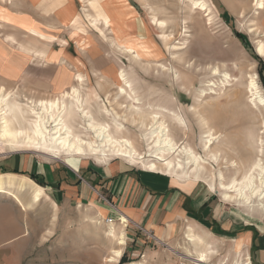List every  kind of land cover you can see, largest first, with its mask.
<instances>
[{"label": "rangeland", "instance_id": "rangeland-1", "mask_svg": "<svg viewBox=\"0 0 264 264\" xmlns=\"http://www.w3.org/2000/svg\"><path fill=\"white\" fill-rule=\"evenodd\" d=\"M121 1L90 0L86 7L82 6L80 9L82 16L77 17L76 26L82 27L85 24L83 22L86 21V15L90 19L86 27L101 41L102 53H106L111 58L109 61L117 64L116 69L110 72V81L103 76L106 72H95L100 74L95 78L96 82L89 87L81 85V94L91 102L92 112L95 110L93 113L99 121L107 119L99 110L101 103H105L112 114L115 111L118 115L117 122L124 126L125 136L144 155L150 153V144L145 137L149 130L142 127L143 120L137 113L122 106L128 102L118 93V71L125 69L128 72L141 98V103L137 106L146 110L147 114L158 111L160 107L182 113L188 126L186 131L166 117L172 135L179 146H189L207 160L202 177L206 181L213 177L216 180V190H211L204 180L197 182L218 200L220 207L215 217L205 216L199 220L203 228L192 227L193 233L202 242L194 244L187 240L190 226L175 241L167 244L146 237L145 243L139 248L142 252L135 255V258H127L126 262H121L123 256L118 261L109 262L108 258L114 255L111 250L102 264H130L134 260L140 262L137 264H199L194 259H197L199 251L203 249L208 251L207 264H235L247 255H250L254 264H264V248H261L264 243L259 242L260 239L264 240V210L257 208L253 213V209L226 202L219 186L220 172L224 173L226 183L236 175L231 168L226 167L230 162L225 159L241 162V159L254 156L255 152L250 146L255 145V137H264V107L259 110L252 105L247 89L250 76L254 74L264 93V57L257 51L259 42H264V9L257 8L256 0H207L212 10L208 14L207 10L195 9L186 0H126L136 13L126 16L125 11L122 19L114 12L124 9ZM109 8L114 11L109 12ZM210 16H213L212 21L209 20ZM154 17L159 21L164 20V28L159 21H153ZM130 49L135 52L131 53ZM137 53L140 55L138 58L134 57ZM161 64L168 70H164ZM216 68L218 72H215ZM226 73L229 74V81L225 79ZM100 80H103L102 83ZM2 88L15 94L16 99L23 103L28 100L36 101L18 87L0 86V92ZM201 116L208 124L201 122ZM145 121L149 124L151 119L147 116ZM209 132L218 137V140L208 152L204 148V141ZM4 147L0 151V173L5 172V158L18 150L26 153L35 151L44 162H68L66 157L57 160L29 148ZM219 149L223 152L218 163L212 158V154L219 153ZM112 158L120 159L115 155L110 157ZM148 158L146 156L145 159ZM74 159L102 164L93 157ZM132 165L144 172L140 164ZM153 173L169 181L162 173ZM103 199L107 200L105 196ZM206 207L207 204H204L205 209ZM222 207L229 209L227 213L234 225L240 226L239 229L245 225V229L251 231V237L238 236L239 229L226 231L221 228L224 224Z\"/></svg>", "mask_w": 264, "mask_h": 264}, {"label": "crops", "instance_id": "crops-1", "mask_svg": "<svg viewBox=\"0 0 264 264\" xmlns=\"http://www.w3.org/2000/svg\"><path fill=\"white\" fill-rule=\"evenodd\" d=\"M88 1L0 0V86L18 87L39 100L81 82L89 87L99 72H106L103 76L110 81L117 64L102 53L101 41L87 29L86 8L85 24H75ZM3 170L16 174L17 183L23 177L29 180L20 188L17 183L8 186L11 194L0 193V264H102L108 252L119 247L120 257L135 258L146 237L162 244L175 241L190 226L203 228L199 220L215 217L220 207L198 182L188 190L121 158L97 165L76 159L51 163L35 151L18 150L5 158ZM37 186L43 189L40 197ZM221 209V228L238 230L229 209ZM123 216L127 223L120 222ZM107 218L114 224L106 223ZM111 228L124 232V245L108 234ZM245 228L238 236L251 237Z\"/></svg>", "mask_w": 264, "mask_h": 264}, {"label": "bare ground", "instance_id": "bare-ground-1", "mask_svg": "<svg viewBox=\"0 0 264 264\" xmlns=\"http://www.w3.org/2000/svg\"><path fill=\"white\" fill-rule=\"evenodd\" d=\"M186 1L190 2L195 9H205L209 12L208 14L212 13L207 0ZM121 2H123L121 6L124 9L114 11L109 8V12L110 10L114 11L122 19L124 18L125 11L127 12L125 13L126 16L136 13L126 0H122ZM256 5L257 8L263 10L264 0H256ZM212 19L213 16H210L209 20L212 21ZM153 21L157 22L159 20L154 17ZM159 22L161 26H165L164 20ZM129 51L131 53L135 52L132 49ZM257 51L264 57V42H259ZM139 56V53H137L134 57L138 58ZM160 66L164 70H168L164 65L161 64ZM214 70L218 72V68ZM228 77L229 74L226 73L225 79L227 81H229ZM80 80L82 81L81 76ZM117 81L118 93L128 102L127 105L122 106L133 113H137L143 120L142 127H146V130H149L145 134L150 144V153L148 155L140 153L135 143L125 136L124 126L116 120L117 113L114 111V114H112L108 106L105 103H101L100 98L98 99L101 103L99 110L107 119L99 121L95 117L93 113L95 110L92 112L91 102L89 103L81 94L83 93L80 90L81 85H83L82 82L78 86H73L69 91L59 93L52 98L36 101L28 100L26 103L17 100L14 96L15 94L6 92L7 90L5 91L2 88L0 92V151L5 148L4 146L11 149L29 148L41 151L56 159L66 157L68 162L74 159V157H82L83 159L93 157L99 163H104L112 155H115L125 159L129 163L140 164V167L144 168L146 174L153 172L162 173L167 176L169 182L188 190L197 181L204 180L202 176L206 171L205 165L207 160L202 155L197 154L191 147L179 146L166 120V117H169L172 123L174 122L177 127L186 131L188 126L184 115L168 110L166 107H160L158 111H152L150 114H147L146 110H142L141 107L137 106V104L141 103V98L138 96L137 90L133 86V82L125 69L118 71ZM247 89L250 93L249 101L252 105L259 110L261 107H264V93L254 74L250 76ZM203 92L206 93V90H203ZM92 93L94 94L93 91ZM90 101L93 102V100ZM147 116L151 119L150 125L145 123ZM201 122L208 124L203 116H201ZM216 140H218V137H214L213 133L209 132L207 139L204 141L205 150L209 152ZM254 143V146H250L251 150L255 152L254 156L241 159V162L225 159L226 162H230L226 167L231 168L236 174L231 178L230 182L226 183L224 173L219 171V186L223 190L224 200L228 203L234 202L244 208L253 209V213L257 208L258 210H264V137H255ZM219 150L221 151V149ZM220 151L219 153L212 154V158L218 163L222 159L223 151ZM228 155L229 157L231 156L230 153ZM146 156L149 157L148 160L145 159ZM239 163L241 164L240 166ZM15 175L0 173V193H13L8 186H14L17 183ZM23 180L29 179L23 177L21 183H17L19 184L18 187L25 186ZM215 181L213 177L209 181H206L211 190H216ZM41 192H43V189L37 186L35 191L36 196H39ZM15 195L17 199V194ZM123 220L125 223L128 222V219L124 216ZM108 234L117 239L119 245L126 243L123 231L117 233L115 229L111 228ZM187 240L194 244L203 241L193 233L192 227H190L187 234ZM244 242L245 239L243 240ZM122 253V248L119 247L114 250V255L110 256L108 261H118L117 259ZM208 257L207 249H203L199 251L197 259H194V261L199 264H207ZM130 264L137 263L133 262ZM235 264L254 263L251 261L250 255H247L245 259L238 260Z\"/></svg>", "mask_w": 264, "mask_h": 264}, {"label": "trees", "instance_id": "trees-1", "mask_svg": "<svg viewBox=\"0 0 264 264\" xmlns=\"http://www.w3.org/2000/svg\"><path fill=\"white\" fill-rule=\"evenodd\" d=\"M239 36H240V34H239ZM18 173L24 174V172H18ZM29 176L32 179H34L37 183H39L40 185H45V182L42 179H40L38 176H36L34 174H29ZM126 261H128V259H127L126 255H123L121 262H126Z\"/></svg>", "mask_w": 264, "mask_h": 264}, {"label": "built area", "instance_id": "built-area-1", "mask_svg": "<svg viewBox=\"0 0 264 264\" xmlns=\"http://www.w3.org/2000/svg\"><path fill=\"white\" fill-rule=\"evenodd\" d=\"M120 222H123V217H120ZM106 223H108L109 225L113 224L114 223V219L113 218H107L106 219Z\"/></svg>", "mask_w": 264, "mask_h": 264}]
</instances>
